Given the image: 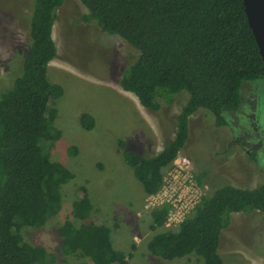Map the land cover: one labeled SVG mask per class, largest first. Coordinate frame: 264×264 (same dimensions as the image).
I'll use <instances>...</instances> for the list:
<instances>
[{
	"label": "trees",
	"instance_id": "obj_1",
	"mask_svg": "<svg viewBox=\"0 0 264 264\" xmlns=\"http://www.w3.org/2000/svg\"><path fill=\"white\" fill-rule=\"evenodd\" d=\"M86 22L118 36L140 52L123 74L120 87L153 112L172 105L184 91L189 99L177 117L176 137L151 158L124 150L147 195L157 194L164 171L189 139V121L199 109L209 110L218 127L225 114L239 109L244 82L264 80V61L246 15L243 0H80ZM65 0H34L30 45L22 71L0 96V264H46L44 249L16 242L26 228H42L62 210V187L74 179L54 162L45 143L61 132L54 127V101L64 95L48 77L57 58L53 31ZM84 129L95 121L85 115ZM74 203V218L85 221L93 211L86 191ZM264 214V184L256 189L225 185L205 197L176 230L155 235L149 251L164 260L195 257L200 264H224L219 253L224 230L234 214ZM165 210L153 211L155 223ZM67 254H80L94 264H129L114 248L103 225L70 221L59 229Z\"/></svg>",
	"mask_w": 264,
	"mask_h": 264
},
{
	"label": "rangeland",
	"instance_id": "obj_2",
	"mask_svg": "<svg viewBox=\"0 0 264 264\" xmlns=\"http://www.w3.org/2000/svg\"><path fill=\"white\" fill-rule=\"evenodd\" d=\"M33 4L34 0H0V96L22 71ZM87 14L80 0H65L53 31L58 55L48 67L50 81L61 86L64 95L52 104L61 138L45 147L52 160L75 177L62 187L60 213L42 228L22 230L16 242L44 249L46 264H94L80 254H67L59 234L66 221L76 227L94 223L110 229L114 248L127 256L129 264H200L193 256L168 261L149 251L155 235L179 226L170 225L166 209L155 223L153 211L158 208L150 206V195L120 145L124 142L126 150L145 158L162 153L175 137L177 116L189 93H180L158 112L136 102L133 93L120 87V80L140 52L104 33L96 21L86 22ZM241 97L239 109L225 114V126L218 127L215 116L202 108L189 127V142L182 152L194 160L190 159L204 198L225 185L256 189L264 184V80L244 82ZM85 115L95 121L91 131L81 122ZM166 128L169 133L162 139ZM83 189L93 205L85 221L73 215ZM219 253L224 264H264V214H234Z\"/></svg>",
	"mask_w": 264,
	"mask_h": 264
},
{
	"label": "built area",
	"instance_id": "obj_3",
	"mask_svg": "<svg viewBox=\"0 0 264 264\" xmlns=\"http://www.w3.org/2000/svg\"><path fill=\"white\" fill-rule=\"evenodd\" d=\"M202 188L195 179L193 162L179 153L164 172L162 189L150 195L149 204L152 208L166 209L170 225L178 227L204 198Z\"/></svg>",
	"mask_w": 264,
	"mask_h": 264
},
{
	"label": "water",
	"instance_id": "obj_4",
	"mask_svg": "<svg viewBox=\"0 0 264 264\" xmlns=\"http://www.w3.org/2000/svg\"><path fill=\"white\" fill-rule=\"evenodd\" d=\"M246 15L264 61V0H243Z\"/></svg>",
	"mask_w": 264,
	"mask_h": 264
},
{
	"label": "crops",
	"instance_id": "obj_5",
	"mask_svg": "<svg viewBox=\"0 0 264 264\" xmlns=\"http://www.w3.org/2000/svg\"><path fill=\"white\" fill-rule=\"evenodd\" d=\"M136 102H140V101H138V99L136 100ZM138 104V103H137ZM184 107V106H183ZM182 107V108H183ZM201 110H202V108L201 109H199L197 112H201ZM143 112H144V110H142ZM179 116V115H178ZM177 116V117H178ZM195 116H197V113H195L193 116H191L190 117V121H189V127H190V129H191V124H192V122H193V118L195 117ZM169 133V131H167V128L165 129V131H164V134H163V136H162V139H164L166 136L165 135H167ZM175 137H176V134H175ZM175 137H174V139H175ZM189 138H190V130H189ZM173 139V140H174ZM172 140V141H173ZM189 142V139H188V141H187V143ZM180 153L181 154H183V152H182V150L180 151ZM183 155H185V156H187V154L186 153H184ZM189 157V156H188ZM190 159L191 160H193L191 157H190ZM194 161V160H193Z\"/></svg>",
	"mask_w": 264,
	"mask_h": 264
}]
</instances>
